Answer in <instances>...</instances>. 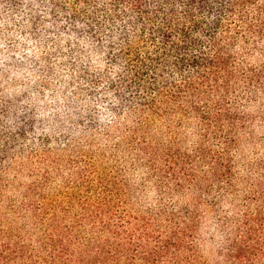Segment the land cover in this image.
<instances>
[{"label":"trees","instance_id":"16d2710c","mask_svg":"<svg viewBox=\"0 0 264 264\" xmlns=\"http://www.w3.org/2000/svg\"><path fill=\"white\" fill-rule=\"evenodd\" d=\"M25 5L57 44L107 68L97 76L133 121L131 166L81 167L67 206L23 205L22 226L0 227V264H210L208 243L215 264H264V163L237 161L264 130V0H0V11Z\"/></svg>","mask_w":264,"mask_h":264},{"label":"rangeland","instance_id":"374dc122","mask_svg":"<svg viewBox=\"0 0 264 264\" xmlns=\"http://www.w3.org/2000/svg\"><path fill=\"white\" fill-rule=\"evenodd\" d=\"M10 13L1 19L3 11ZM31 8L0 11V227L22 226L15 211L33 202L68 205L80 168L97 172L129 168L124 136L132 128L127 109L118 105L105 80L107 73L85 52L72 53L52 35L47 21L34 25ZM37 30L40 37L34 39ZM103 80V81H102ZM186 136V135H184ZM191 137V136H187ZM237 161L263 162L264 130ZM124 142V143H123ZM120 148L117 150V148ZM89 166V167H88ZM136 174L133 184H140ZM152 198L148 197V200ZM12 210L10 211V209ZM215 264L216 247L201 248Z\"/></svg>","mask_w":264,"mask_h":264}]
</instances>
